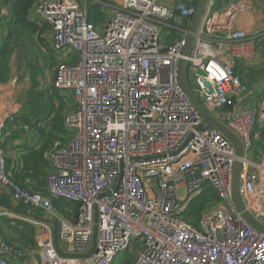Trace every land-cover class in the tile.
I'll return each mask as SVG.
<instances>
[{
	"label": "built area",
	"instance_id": "built-area-1",
	"mask_svg": "<svg viewBox=\"0 0 264 264\" xmlns=\"http://www.w3.org/2000/svg\"><path fill=\"white\" fill-rule=\"evenodd\" d=\"M213 4L207 0L186 57L188 81L204 108L241 139L240 194L264 223V150L259 161L247 156L264 127V98L257 108L244 107L252 90L217 52L228 46L234 57L240 55L237 47L248 34L234 21L253 4ZM194 12L195 4L183 0L174 7L120 0L95 24L86 2L44 0L34 8L33 18L51 28L50 48L62 56L52 85L72 107L63 116L65 140H53L43 152L49 167L44 193L11 177L2 141L12 116L0 112V188L32 214L39 210L57 222L60 251L50 223L30 220L42 264H116L124 252L133 256L130 264H264V233L246 223L231 202L234 148L202 123L179 83ZM70 52L76 60L63 61ZM232 96L236 104L224 109ZM204 186L217 199L205 204L195 227L184 216ZM53 198L77 205L73 220L54 207ZM95 220V245L86 255ZM0 249L9 256H0V264H19L24 257L22 248L3 240Z\"/></svg>",
	"mask_w": 264,
	"mask_h": 264
},
{
	"label": "crops",
	"instance_id": "crops-1",
	"mask_svg": "<svg viewBox=\"0 0 264 264\" xmlns=\"http://www.w3.org/2000/svg\"><path fill=\"white\" fill-rule=\"evenodd\" d=\"M235 1L241 0H213V7L214 9H219L225 4ZM250 1L253 4L252 9L239 14L234 21L236 28L242 29L248 34L244 44L237 47L240 51V55L234 57L228 46L218 48L217 52L220 54L222 61L228 62L231 68L234 64V60H237L238 63H241L243 73H247L249 69L258 71L253 78H248L247 74L242 75L245 80L251 82L250 86H252L251 96L246 99L243 98L244 105L249 104L250 107L257 108L262 98H264V73L263 76L261 75V69L264 70V36L260 35V31L264 25V13L262 12L264 9V0ZM105 2L110 5L102 4L103 10H108L107 15H109L112 6L118 5L120 0H107ZM193 2L196 4V0H187V3L194 4ZM173 4L174 3H172L170 7H174L175 5L173 6ZM6 15L7 9L5 5H0V19L2 18L3 20ZM46 42H48L50 46L51 35L47 36ZM14 54L15 52L12 53L10 59V76L6 81H0V112H7L12 116L6 124V133L2 141V145L6 151V161L10 174L13 171L19 172L18 170L20 168L22 169L25 165L30 164L31 160L26 158L30 153H34L37 163L40 164L43 169L48 167V162L39 153L40 150L45 147L44 143L48 141L47 136L45 133L34 128V117H26L30 110L25 103L27 101L31 75L28 71V75L25 76L22 83L18 81L12 82V78L14 77V67L12 65ZM40 65L42 66V72L37 69L35 73L37 85L39 84L40 87L46 89L50 88L53 83L55 66L51 65L50 62H40ZM244 97H246V95ZM46 117L47 115L44 113L42 117L37 119ZM261 129L262 128H260L259 132ZM262 139L264 141V135H259L258 140L252 143L251 147ZM28 172H30L29 169H26L25 174L23 173V179L24 182L29 184L28 187L30 189V185L33 184L35 187L39 181L34 176H27ZM20 205H22L21 202L12 200L10 192L6 187L0 188V240L17 245L24 250V257L19 264H42L34 245V236L32 237L28 230L30 226L34 230V226L30 220L35 218L45 220L48 218L41 211H38L39 213L35 211L33 214L24 212L20 209ZM74 216L68 219L73 220ZM47 222L53 227L50 221ZM31 239L32 243H29ZM0 256L5 259L9 258L8 255L5 256L1 249Z\"/></svg>",
	"mask_w": 264,
	"mask_h": 264
},
{
	"label": "trees",
	"instance_id": "trees-1",
	"mask_svg": "<svg viewBox=\"0 0 264 264\" xmlns=\"http://www.w3.org/2000/svg\"><path fill=\"white\" fill-rule=\"evenodd\" d=\"M42 1L44 0H0V5H5L7 9V15L4 16L3 20L2 18L0 19V81H6L10 76V59L12 53L16 52V49H28L33 47L32 49L34 51H42L49 54L48 56L44 54V56L46 57V60L51 58V61L47 60V62H50L51 65L55 66L58 63V58H60V56L54 53L48 42H46L47 36L51 34L50 26L46 22L38 21L33 18L34 8ZM102 1L105 2L107 0ZM86 6L89 21L95 24L105 21L106 15L103 10V5L100 2L95 1L92 3H86ZM70 53L64 57L63 61L72 63L76 60V58H69ZM35 65L37 64L34 62L29 65L31 80H29L30 86L25 105L29 107L30 110L26 117H34V128L42 133H45L47 136L48 141L44 143L45 147L39 152L43 157V152L49 147L53 140H65L66 132L63 124V116L65 112L69 110L68 108L72 107V104L69 103L67 98L61 97L53 85L47 89L40 87L39 84L37 85V80L35 79L37 68H34ZM232 71L243 84L252 89V87H250L251 82L245 80L242 75L247 74L248 78H253L258 72L257 70L255 71L254 69H249L247 73H243L241 63L234 60ZM261 72V75L263 76L264 70L261 69ZM29 97L32 99L29 100ZM40 108L46 110V118L37 119L40 117H35L36 111ZM44 110H42V112ZM263 129L264 127L260 131L261 136L264 135ZM26 158L31 160L30 164L25 165L22 169L20 168L18 170L20 173L13 171L11 173V177L16 182L29 189V184L24 182L23 179V173L25 174V170L29 169L30 172H28L27 176H34L39 181L35 187L33 184L30 185V189L35 192L44 193V179L46 173L48 172V167L43 169L40 164L37 163L34 153L28 154ZM215 199H217V196L213 189L208 186H204L203 190L189 203L184 219L191 225L197 227L201 211L205 204ZM52 204L63 216L67 218L74 216L77 211V205L75 203L67 202L61 198H53ZM70 206H73L74 209L67 210L66 208ZM20 209L24 212L31 213L29 208L24 204L20 205ZM38 211H36V213H39ZM34 230L31 226L28 230L32 237L34 236ZM29 243H32V239ZM130 256L131 260H129V264L133 259V256Z\"/></svg>",
	"mask_w": 264,
	"mask_h": 264
},
{
	"label": "water",
	"instance_id": "water-1",
	"mask_svg": "<svg viewBox=\"0 0 264 264\" xmlns=\"http://www.w3.org/2000/svg\"><path fill=\"white\" fill-rule=\"evenodd\" d=\"M207 0H196L195 4V12L190 18V24L188 28V33L186 35L185 45L183 48V58L179 61L178 66V79L181 88L185 91L191 103L199 113L202 123L216 129L220 132L233 146L235 152V160L233 161L231 168V202L236 209V211L240 214L241 218L248 223L252 228L260 233H264V223H262L256 216H254L251 212H249L242 200L240 194V171H241V158L244 157V145L241 139L230 129L228 128L221 120L216 118L213 114L208 112L202 103L199 101L195 93L193 92L189 81H188V62L186 57L189 56L193 41L197 32V28L201 19V16L204 12ZM199 73H203V71L199 70ZM205 85L209 88V91H212L211 85L208 81L204 82ZM231 104L224 103L223 108L227 110H232L233 105L236 104V100L234 96L231 98ZM10 204V201H9ZM11 206V204H10ZM15 210V209H14ZM17 211V210H16ZM19 212V211H18ZM53 224V236H54V244L56 248H58L57 244V222L54 220H48ZM96 241V220L94 221L93 226V235H92V245L90 250L87 252L88 255L94 248Z\"/></svg>",
	"mask_w": 264,
	"mask_h": 264
},
{
	"label": "rangeland",
	"instance_id": "rangeland-1",
	"mask_svg": "<svg viewBox=\"0 0 264 264\" xmlns=\"http://www.w3.org/2000/svg\"><path fill=\"white\" fill-rule=\"evenodd\" d=\"M78 1H80L82 3L83 2H86V3L95 2L94 0H78ZM157 1L164 3L168 6H170L172 3H174L173 6L176 4V0H157ZM183 1L185 3L187 2V0H183ZM107 14H108V10L105 11L106 17L108 16ZM32 48L30 47L28 49H25V48L16 49L12 65L14 67L13 76H14V78L17 79L18 82L22 83L24 81L25 76L28 75L27 72L28 71L30 72V68H29L30 63L34 62L35 64H37L34 66V68L36 67L40 72H42V66L40 65V62L45 63V62H47V60L51 61V58H48L46 60V57L44 56V54H46L47 56L49 54L44 53L42 51L41 52L34 51ZM59 56L62 57L60 54H59ZM76 57H77V55L74 52H71L69 55V58L75 59ZM36 72H37V70H36ZM250 87H252V86H250ZM250 96H251V94H247L246 97H244V98L246 99ZM30 99H32V98L29 97V100ZM244 104L245 103L242 104L244 107H250L249 104H247V105H244ZM39 107H40V105H39ZM42 110H44V109H41V108L38 109L35 113V117H42V115L46 111V110H44L42 112ZM263 149H264V141L262 139L260 142L253 144V146L251 147V150H249L247 152V156L253 161H259L261 159V152L263 151ZM66 209L72 210V209H74V207L70 206V207H67ZM129 260H131L130 253L124 252L123 254H119L116 257L115 262H116V264H129V262H130Z\"/></svg>",
	"mask_w": 264,
	"mask_h": 264
}]
</instances>
